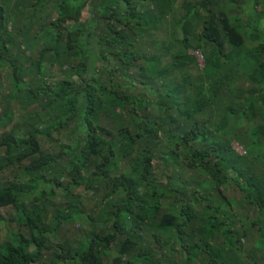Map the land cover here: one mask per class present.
<instances>
[{
    "label": "trees",
    "instance_id": "obj_1",
    "mask_svg": "<svg viewBox=\"0 0 264 264\" xmlns=\"http://www.w3.org/2000/svg\"><path fill=\"white\" fill-rule=\"evenodd\" d=\"M45 1L15 0L13 7H6L0 0V67L4 61L12 65L19 93L25 85L34 99L41 93L48 96L47 105L25 119L31 128L24 138L11 133L0 136V149L5 148L0 172L23 165L21 177L28 180L18 177L0 186V208L13 206L19 215L14 237L0 246V264H104L103 253L112 248L119 253L113 264H164V253L174 244L183 252L181 264H252L253 260L264 264V0H178V18L174 0H55L51 18L41 13ZM88 5L92 12L96 9L94 16L68 29L67 23L78 22ZM24 12L31 14L27 24L16 32L9 29L13 14ZM171 17L178 23V56L165 65L171 58L170 44L161 38L158 54L145 55L137 47L134 31L156 29L170 36ZM101 23L109 35L94 33ZM47 35L44 47L35 48ZM9 42L17 43L18 58L23 60L9 56ZM197 52L203 54L202 64ZM22 61H30L32 67L24 68ZM46 61L76 73L79 80L70 76L51 83L43 75ZM99 61L105 67L100 68ZM136 66L151 77V82L140 83L156 98L160 120L141 111L147 105L136 93L138 85L123 82L126 72ZM194 68L203 71L198 83L192 80ZM26 69L43 85L31 89L22 75ZM177 70L174 85L170 76ZM2 87L0 76V106L4 105L0 122L6 128L16 108L15 98L4 95ZM165 117L178 128L173 133L169 127L168 147L182 151L190 170L199 172L193 173L195 189L179 180L172 184L175 189L178 183L181 199L176 200L182 202L178 216L162 211L161 199L170 188L160 184L153 164ZM115 119L120 121L117 126L111 123ZM82 125L85 129L69 146L71 165L64 168L60 165L64 149L59 153L44 149L39 128L44 126L52 138L57 132L58 138L71 126ZM246 125L250 132L245 137L239 130ZM234 143L246 155L236 152ZM134 153L139 181L129 187L118 167L120 160H133ZM26 160L30 162L24 166ZM230 174L235 177L229 178ZM66 176L71 181L64 184ZM102 179L108 180L102 199L104 221L113 224V232L93 234L78 252L59 244L61 252L47 261L57 248L59 232L71 219L59 213L55 227L47 225L52 206L48 195L55 196L56 188L69 193L82 186L96 194ZM229 180L241 192L237 204L244 210L257 208L259 218L250 227L235 224L233 203L223 192ZM49 183L51 191H40ZM120 190L125 201L110 203ZM126 215L133 218L131 226ZM3 220L0 212V226ZM24 226L29 235L23 233ZM159 230L169 235L171 244ZM143 231L153 233L159 247L149 246L139 234Z\"/></svg>",
    "mask_w": 264,
    "mask_h": 264
},
{
    "label": "rangeland",
    "instance_id": "obj_2",
    "mask_svg": "<svg viewBox=\"0 0 264 264\" xmlns=\"http://www.w3.org/2000/svg\"><path fill=\"white\" fill-rule=\"evenodd\" d=\"M244 0H238V2H243ZM15 0H5V6L6 7H13ZM180 2V0H179ZM178 0H174V10H175V18H178ZM226 3V1H225ZM43 9L44 11L43 16L45 18H51V16L54 15V10L56 8V2L55 0H47L43 3ZM90 5H88L84 11L82 18L79 19V21H70L67 23L68 29H74L78 27L79 23L84 24L86 20L93 17L95 11L92 12L90 10ZM245 8H248L246 6ZM56 14V13H55ZM31 15L28 12L24 13H14V21L11 22V25L9 26L12 31L16 32V29L20 28L22 29V26H25L28 22V16ZM253 16H252V22H253ZM172 23L170 25L169 33L170 36L165 34L163 31H158L156 29H152L150 31H134V36L138 39L137 47L143 52L145 55L149 54H158L157 45L159 43V40L161 38H164L167 44H170V53L171 58H169L165 65L168 64L169 61H171L173 58L178 56V23L174 24V18L171 17ZM49 22V20H47ZM97 28L94 31V33L98 35H109L107 31H105L101 25L97 24ZM43 36V35H41ZM20 37V35H19ZM50 38V35H47L45 39L42 41V43L34 44V47L40 46V48L43 46L46 41ZM21 43L22 37H20ZM196 39H192L191 43L192 45H196ZM22 45V44H21ZM9 56L12 57V59H16L18 62L20 59L18 57L21 56V50L18 49L16 42H9ZM22 48V46H21ZM33 56H36V51L33 53ZM49 55H46L48 57ZM77 61L78 59L75 58ZM221 62V59H219ZM143 66H147L148 62H143ZM22 65L24 68H30L32 67V64L30 61H22ZM98 66L100 68L105 67L104 61H99ZM204 66L201 65V69ZM2 73H1V81L3 83L2 92L3 94H9L7 97L9 98H15L14 106L16 108V116L15 118L7 124L6 128L3 127V123L0 122V136L4 133H11L14 136H17L18 139L24 138L27 132H29L31 125L30 122H27L25 119L29 117L30 114H34L38 111H41L44 106L48 103V96L41 93L38 95L37 99H34L33 95L30 94L28 91L29 89L25 88V85L23 87V90L19 93L17 91L16 86V80L13 73V68L10 63L7 61H4L1 64L0 67ZM107 70H105L106 72ZM192 80L196 81L198 83V77L199 74L203 71L197 70L196 68L192 69ZM127 74L123 76V82L129 83L133 82L135 85H138L139 89L136 91L137 94L146 102L147 107L144 109H141L143 114L149 116L151 119H161L160 112L158 111V104L156 101V98L146 89L144 88L143 83H140L141 80H149L151 82V77L144 75L143 70L139 68V66L131 68ZM22 75L25 79V81L28 82L31 89H38L43 83L39 81L37 76L33 77V72L29 69H26L24 72H22ZM43 75L44 77H48V79L52 82L61 80L63 77H70L73 76L74 78L79 80V76L76 73H73L71 71H62L57 65L50 66V64L46 61V64L43 68ZM107 77H109V74H106ZM129 76V78H128ZM170 82L174 83V85H177L178 83V70L171 74L170 76ZM208 86V85H207ZM16 93H18V98L16 97ZM143 94H147V97L145 98ZM30 99H27L29 98ZM23 99V101H22ZM4 109V105L0 106V114L2 113ZM175 114V118L178 119V111L173 112ZM164 120L163 123V130L160 134V147L157 149L156 158L153 161L154 168H155V176L159 180L160 184L162 186H168L170 188L169 194L165 195L161 199V206L162 211L164 213H172L175 216H178L181 210L182 202H178L176 198L181 199V197L178 195V183L175 186V189L173 188L172 184L175 181H181L188 184V188L190 190L195 189L193 186V181L195 180L193 178V173L199 174L198 171H192L187 166V160L184 156V153L182 151L178 152V149L175 148H169L168 147V136L166 133L169 131V127H172L168 123V117L162 118ZM232 125H235V121H231ZM113 126H117L120 121L117 119L112 120L111 122ZM160 123H162L160 121ZM45 126V125H44ZM40 126V131L38 136L39 140H41L43 144V148L47 151L51 152H57L59 153L62 149H64L63 157L60 158V165L64 168H68L71 165L72 162V152L69 149V146L71 144V141L76 137V135L83 131L84 126L75 128L74 126H71V128L64 133L62 136H58V133H54V137L52 138L50 135L47 134V131H45V127ZM173 133H177L178 128L172 127L171 129ZM238 133V130H236ZM249 127L246 125L242 129L240 128L239 134L243 136L249 135ZM233 133V132H232ZM235 133V132H234ZM233 133V134H234ZM238 144L234 143L233 147L236 152L240 153V148L237 147ZM241 147V146H240ZM5 148L0 149V158L5 155ZM248 150V148H246ZM245 150V149H244ZM246 151V150H245ZM71 152V153H70ZM179 155V156H178ZM246 155V153L241 154ZM137 158L136 153L133 154V160H120L119 161V167L121 171L123 172L124 180L128 183L127 186L131 187L135 181L138 180V173H136V163L135 160ZM62 159V160H61ZM30 160L24 161V166L28 164ZM257 165V166H256ZM256 168L260 166V169H263V165L256 163ZM64 171V170H63ZM23 173V165L22 167H15L12 170L7 169L4 172H0V186L5 185L9 181L14 180L15 178H18L23 181L22 178ZM232 175V176H231ZM231 176V177H230ZM229 178L235 177V175L230 174ZM26 183H28V180H24ZM69 181H71V178L66 176L64 177V184H67ZM139 181V180H138ZM106 183H108V180L105 181L104 179L101 180V185L97 189L98 193H94L93 191L87 190L85 187H72L69 193H66L58 188H56L57 194L55 196L48 195L51 202L49 206V211L51 213V217L47 222V225L49 227H55L56 221L55 216L59 213L70 215V221L65 223L62 227L61 231L59 232L58 240L56 241L57 248L52 253L48 254V260L53 259V257L57 256L61 250L59 249L58 245H67L69 248H71L74 252H78L82 250V243H86L93 234H100V235H109L113 232V224L105 223V216L104 213H106V209L104 210V205L102 204V199L105 193H107L108 188L106 187ZM207 183H204L206 185ZM228 187L223 190L224 194L230 197L231 202L233 203L234 209L233 214L235 217V224L238 227H250L253 223V220H258V212L256 206H250L249 210H244L242 207H240L237 202L239 198L241 197L239 189L234 185L232 180H229ZM181 188V185H179ZM52 186L51 184H45L40 188V191L46 190L51 191ZM199 189V188H198ZM144 190V187H141L139 189V194H142ZM126 195L121 190L116 192L113 197L109 200L110 203L114 202H121L125 201ZM0 212L4 216L3 224L0 226V246H3L6 243H9L11 241L12 237H14V233L17 232L19 228V215L17 213V209L13 206L7 207V208H0ZM12 218H14V221ZM126 223L128 226H131L133 224V218L131 216L126 215L125 216ZM22 231L25 235H29V229L24 226L22 228ZM139 234H143L146 238V242L151 247H159V245L154 240L153 233L150 232H141ZM158 234L164 239L168 240L169 244H171L172 240L168 239V234L162 230L158 231ZM150 235V236H148ZM256 239V237H253V241ZM252 240L250 242L246 243V251L249 249V247L253 243ZM256 246L254 247L253 251L256 250ZM165 260L164 264H181V261L183 259V252L180 251L178 248V244H174L171 251L166 250L164 253ZM249 256H252V253L248 254ZM103 259L104 264H113L114 261L119 257V253L117 248H112L110 251H105L103 253ZM69 264V263H67ZM250 264V261H249ZM252 264H261L260 261L253 260Z\"/></svg>",
    "mask_w": 264,
    "mask_h": 264
},
{
    "label": "built area",
    "instance_id": "obj_3",
    "mask_svg": "<svg viewBox=\"0 0 264 264\" xmlns=\"http://www.w3.org/2000/svg\"><path fill=\"white\" fill-rule=\"evenodd\" d=\"M196 54L199 56L200 63L202 64L204 60L203 54L201 52H197ZM237 147L240 148L241 154L245 153L244 148L240 147L239 145Z\"/></svg>",
    "mask_w": 264,
    "mask_h": 264
},
{
    "label": "clouds",
    "instance_id": "obj_4",
    "mask_svg": "<svg viewBox=\"0 0 264 264\" xmlns=\"http://www.w3.org/2000/svg\"><path fill=\"white\" fill-rule=\"evenodd\" d=\"M11 25V23L9 24V26ZM9 29H10V27H9Z\"/></svg>",
    "mask_w": 264,
    "mask_h": 264
}]
</instances>
